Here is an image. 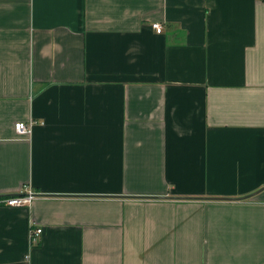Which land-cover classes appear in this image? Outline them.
<instances>
[{
    "label": "crops",
    "instance_id": "obj_1",
    "mask_svg": "<svg viewBox=\"0 0 264 264\" xmlns=\"http://www.w3.org/2000/svg\"><path fill=\"white\" fill-rule=\"evenodd\" d=\"M0 264H264V0H0Z\"/></svg>",
    "mask_w": 264,
    "mask_h": 264
},
{
    "label": "built area",
    "instance_id": "obj_2",
    "mask_svg": "<svg viewBox=\"0 0 264 264\" xmlns=\"http://www.w3.org/2000/svg\"><path fill=\"white\" fill-rule=\"evenodd\" d=\"M152 27L155 29V31L160 32L161 26L158 22L152 23ZM33 121L29 120L27 122L24 121H18L14 123V130L17 134H29L31 132ZM36 196V193L29 189H21L18 194L14 196L5 197L2 200L7 205H25L29 204L32 199ZM42 232L41 227H36L35 229H31L30 235L32 238L38 236Z\"/></svg>",
    "mask_w": 264,
    "mask_h": 264
},
{
    "label": "trees",
    "instance_id": "obj_3",
    "mask_svg": "<svg viewBox=\"0 0 264 264\" xmlns=\"http://www.w3.org/2000/svg\"><path fill=\"white\" fill-rule=\"evenodd\" d=\"M15 195H16V194H15ZM9 196H14V194H13V195H7L6 197H9ZM3 198H5V197H2V199H3Z\"/></svg>",
    "mask_w": 264,
    "mask_h": 264
}]
</instances>
